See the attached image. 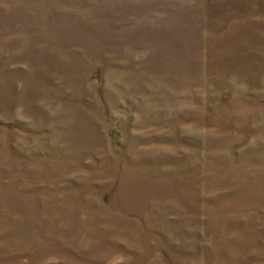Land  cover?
Segmentation results:
<instances>
[{
	"label": "rangeland",
	"instance_id": "obj_1",
	"mask_svg": "<svg viewBox=\"0 0 264 264\" xmlns=\"http://www.w3.org/2000/svg\"><path fill=\"white\" fill-rule=\"evenodd\" d=\"M0 264H264V0H0Z\"/></svg>",
	"mask_w": 264,
	"mask_h": 264
}]
</instances>
